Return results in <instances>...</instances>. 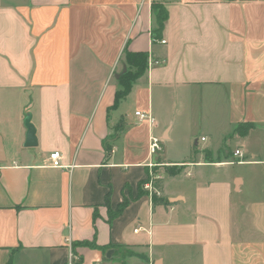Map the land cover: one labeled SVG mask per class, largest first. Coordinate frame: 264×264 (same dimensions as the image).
Returning <instances> with one entry per match:
<instances>
[{
  "label": "crops",
  "instance_id": "crops-1",
  "mask_svg": "<svg viewBox=\"0 0 264 264\" xmlns=\"http://www.w3.org/2000/svg\"><path fill=\"white\" fill-rule=\"evenodd\" d=\"M0 145V264H264V0H0Z\"/></svg>",
  "mask_w": 264,
  "mask_h": 264
},
{
  "label": "trees",
  "instance_id": "trees-1",
  "mask_svg": "<svg viewBox=\"0 0 264 264\" xmlns=\"http://www.w3.org/2000/svg\"><path fill=\"white\" fill-rule=\"evenodd\" d=\"M153 10L155 11L156 20H157V30L156 32L159 34L161 29L163 28V24L167 18V13L165 9L160 5H153ZM124 63L127 66L126 72H123L118 77V86L119 90L115 93V102L117 105L121 100H123L129 93L131 86L135 80L140 78L147 69L148 65V57L146 53L138 52V53H130L127 52L124 56ZM242 126L238 128V131L242 133ZM182 168V167H179ZM167 173L170 176H173L175 173L170 169H167ZM154 187H157L160 190V187L157 183L154 184ZM153 206H167L168 202L166 199L161 196L151 195ZM125 207V204H122L118 207L117 210L109 212V221L116 217ZM81 245L96 248L97 246L94 243L82 242Z\"/></svg>",
  "mask_w": 264,
  "mask_h": 264
},
{
  "label": "built area",
  "instance_id": "built-area-1",
  "mask_svg": "<svg viewBox=\"0 0 264 264\" xmlns=\"http://www.w3.org/2000/svg\"><path fill=\"white\" fill-rule=\"evenodd\" d=\"M161 43H164V41H161ZM135 115L138 117L139 121L143 120H148L150 122L153 121V119L149 115H145L139 112H136ZM204 139H202L203 141ZM161 151V142L155 138H150L149 143H148V154L149 156H153ZM233 157L235 158H242L241 151L239 149L235 150L233 153ZM49 166L52 168H62L61 164V156L60 153L55 151L49 155ZM232 164V163H230ZM157 166V165H154ZM158 166H161L158 164ZM152 167V165H151ZM160 178L158 176H152L149 178L147 182L144 183V188L149 190L151 195H156L160 196V190L157 187H154V184L156 183L157 180Z\"/></svg>",
  "mask_w": 264,
  "mask_h": 264
},
{
  "label": "water",
  "instance_id": "water-1",
  "mask_svg": "<svg viewBox=\"0 0 264 264\" xmlns=\"http://www.w3.org/2000/svg\"><path fill=\"white\" fill-rule=\"evenodd\" d=\"M25 127L27 129V135H26L27 144L28 146H32L33 144H35V129L33 125L30 123L29 118L25 120ZM1 154H2V148L0 145V155Z\"/></svg>",
  "mask_w": 264,
  "mask_h": 264
},
{
  "label": "rangeland",
  "instance_id": "rangeland-1",
  "mask_svg": "<svg viewBox=\"0 0 264 264\" xmlns=\"http://www.w3.org/2000/svg\"><path fill=\"white\" fill-rule=\"evenodd\" d=\"M126 70H127V66L125 65V70L123 71V72H126ZM122 72V73H123ZM189 160H191V161H195V160H197V158L196 157H194V156H192ZM159 167H155L154 169H158Z\"/></svg>",
  "mask_w": 264,
  "mask_h": 264
}]
</instances>
